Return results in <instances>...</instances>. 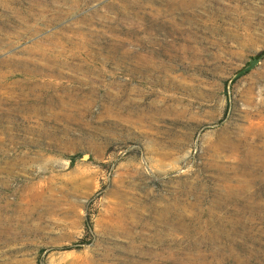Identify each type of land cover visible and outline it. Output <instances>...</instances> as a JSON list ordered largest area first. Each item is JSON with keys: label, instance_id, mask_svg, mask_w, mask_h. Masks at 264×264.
<instances>
[{"label": "rangeland", "instance_id": "374dc122", "mask_svg": "<svg viewBox=\"0 0 264 264\" xmlns=\"http://www.w3.org/2000/svg\"><path fill=\"white\" fill-rule=\"evenodd\" d=\"M0 264H264V0H0Z\"/></svg>", "mask_w": 264, "mask_h": 264}]
</instances>
